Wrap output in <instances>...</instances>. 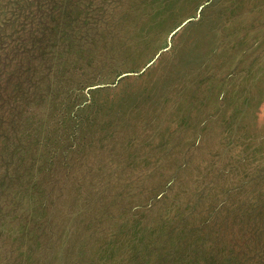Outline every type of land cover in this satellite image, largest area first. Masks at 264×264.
I'll use <instances>...</instances> for the list:
<instances>
[{"label":"rangeland","instance_id":"rangeland-1","mask_svg":"<svg viewBox=\"0 0 264 264\" xmlns=\"http://www.w3.org/2000/svg\"><path fill=\"white\" fill-rule=\"evenodd\" d=\"M114 8L125 19L92 50L94 84L76 93L81 123L65 124L72 140L50 99L41 110L35 161L63 152L59 189L17 194L0 172V264H158L219 228L264 224L254 218L264 213V0Z\"/></svg>","mask_w":264,"mask_h":264},{"label":"trees","instance_id":"trees-1","mask_svg":"<svg viewBox=\"0 0 264 264\" xmlns=\"http://www.w3.org/2000/svg\"><path fill=\"white\" fill-rule=\"evenodd\" d=\"M113 1L0 0V172L5 171L6 182L10 171V188L15 187L17 194L27 190L35 198L45 200L54 187L59 189L56 179H64L59 171L66 165L62 151L43 149L38 163L35 161V145L40 144L38 120L50 99L55 125L63 134L71 131L66 136L72 140L74 130L66 129L65 124H71L70 119L75 121L71 126L81 123L76 118L83 108L76 102V93L81 94L94 84L86 75L95 60L92 50L98 45L109 46L108 32L116 25L113 22L125 19L114 17L115 4L120 0ZM59 95L64 98L60 99ZM56 135L57 131L48 138L50 146L58 144L54 140ZM1 178L0 187L3 176ZM42 203L40 201L36 208L43 212L45 203ZM259 215L264 223L262 210L254 218ZM239 222L222 230L219 228L220 234L206 246L191 250L193 244L188 245L190 254L185 258L166 256L159 259L158 264H175L174 259H190V264H264V236L261 238L259 234L264 224ZM260 241L262 247H259ZM130 250L132 258L141 262L136 248Z\"/></svg>","mask_w":264,"mask_h":264}]
</instances>
